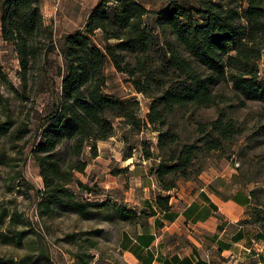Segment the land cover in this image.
I'll return each mask as SVG.
<instances>
[{
    "label": "rangeland",
    "instance_id": "374dc122",
    "mask_svg": "<svg viewBox=\"0 0 264 264\" xmlns=\"http://www.w3.org/2000/svg\"><path fill=\"white\" fill-rule=\"evenodd\" d=\"M99 1L41 0L44 24L53 29L57 49L66 34L85 31L90 11ZM178 1L190 5L196 2ZM140 2L150 12L143 17L151 41L148 66L154 77V81L147 85L148 93H138L128 74L117 72L111 59H107L103 70L107 94L119 100L138 102L139 128L124 124L122 118H113L115 134L108 140H97L94 145L92 142L85 144L81 158L87 165L83 173H74V178L81 184L67 186L79 201L98 204L91 209L100 213L97 216L81 217L60 208L51 214H39L40 196L37 192L44 185L33 155L38 138L34 129L39 117L49 110L60 93L62 78L57 74V66H62L63 61L56 53L48 56V72L54 80L52 93L41 70L42 59L24 81L19 75L21 68L14 47L0 37V122L8 116L13 131L22 124L28 129L22 139L17 138L16 133L12 138L10 135L0 138V159L3 162L0 164V213L5 212V223L0 224V261L128 264L119 250L122 233L133 236L148 222L147 212L152 210L151 204L156 208L169 207L179 187L208 168H218L229 175L227 188L243 196L247 203V218L264 229V103L243 99L244 103H241L232 84L222 83L213 87L220 95L217 104L172 107L162 110L163 123L150 124L147 114L151 96L159 95L162 88L177 87L179 83L172 71L165 70L168 57L165 42L173 44L179 53L189 58L190 55L183 53L170 32L155 24V13L163 12L168 1ZM92 40L101 48L117 44L114 39L103 40L100 30L94 31ZM262 53L257 66L264 79V51ZM219 112L233 120L238 133L231 141H223L216 150H208L204 142L211 139L210 130L201 129V125L216 120ZM187 144L199 147L194 150L191 163L157 174L163 167L160 165L171 166L175 162L171 159ZM61 155L64 156L61 150L57 151L56 157ZM106 200L125 206L137 216L129 220L105 219L103 215L109 207L102 203ZM14 213L13 220L10 215ZM70 235L74 237L72 240L67 237ZM26 255H29L30 263L21 262Z\"/></svg>",
    "mask_w": 264,
    "mask_h": 264
},
{
    "label": "trees",
    "instance_id": "16d2710c",
    "mask_svg": "<svg viewBox=\"0 0 264 264\" xmlns=\"http://www.w3.org/2000/svg\"><path fill=\"white\" fill-rule=\"evenodd\" d=\"M166 1V9L155 13V24L170 32L190 58L165 42L168 56L165 70L172 71L179 83L177 87L162 88L159 95L151 96L149 123H163L162 110L172 107L217 104L220 95L213 87L222 83L232 84L241 103H244L242 99L264 103V79L257 66L264 51V0H196L192 5L178 0ZM40 10L41 0H0V37L14 47L21 68L19 75L24 81L42 59L41 70L53 93L48 56L56 53L63 61L62 66H57V74L62 78L60 93L49 110L39 117L34 129L38 138L33 155L44 185L37 192L40 196L37 208L41 215L60 208L81 217L97 216L100 213L91 209L99 205L79 201L67 186L81 184L74 173H83L87 165L81 158L85 144L94 145L97 140H108L115 134L113 118H122L124 124L139 128L138 102L119 100L107 94L103 70L107 59H111L117 72L128 74L138 93H148L147 85L154 77L148 66L151 41L143 17L150 12L140 0H100L90 11L85 31L66 34L57 49L53 29L44 24ZM95 30L101 31L103 40L114 39L117 44L101 48L93 43ZM199 67L202 70H198ZM219 114L216 120L201 125V129L210 130L211 139L204 142L208 150H216L223 141H231L238 133L233 120L222 112ZM11 126L8 116L0 122V138L8 135L12 138L16 133V137L22 139L28 132L23 124L15 131ZM198 148L195 144L185 145L171 159L175 162L171 166L160 165L163 167L157 174L190 164ZM60 150L64 156L56 157ZM102 205L109 207L103 217L110 221L137 216L134 211L109 200ZM167 208L160 206L161 210ZM15 214L10 215L13 220ZM4 215L2 211L1 225L5 223ZM21 260L30 263L29 255ZM0 264L21 263L11 260L10 263L0 261Z\"/></svg>",
    "mask_w": 264,
    "mask_h": 264
},
{
    "label": "crops",
    "instance_id": "0c3cea01",
    "mask_svg": "<svg viewBox=\"0 0 264 264\" xmlns=\"http://www.w3.org/2000/svg\"><path fill=\"white\" fill-rule=\"evenodd\" d=\"M214 168L188 180L166 210L148 213L119 250L128 264H264V229L247 218L243 196ZM147 209H149L147 207Z\"/></svg>",
    "mask_w": 264,
    "mask_h": 264
}]
</instances>
